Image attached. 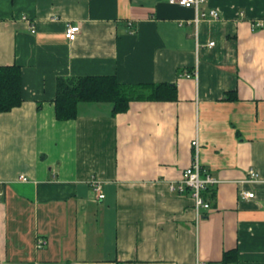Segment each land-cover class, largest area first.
Returning a JSON list of instances; mask_svg holds the SVG:
<instances>
[{"label":"crops","instance_id":"crops-1","mask_svg":"<svg viewBox=\"0 0 264 264\" xmlns=\"http://www.w3.org/2000/svg\"><path fill=\"white\" fill-rule=\"evenodd\" d=\"M256 22L264 0H202L197 9L0 0V67H19L22 92L0 112V264H264ZM69 24L80 28L72 42ZM95 76L174 85L175 96L131 101L114 115L109 103H79L74 119L58 120L57 80ZM194 138L203 175L217 180L199 213L189 188L175 190ZM250 169L258 180L245 182ZM40 239L47 244L37 248Z\"/></svg>","mask_w":264,"mask_h":264},{"label":"trees","instance_id":"trees-1","mask_svg":"<svg viewBox=\"0 0 264 264\" xmlns=\"http://www.w3.org/2000/svg\"><path fill=\"white\" fill-rule=\"evenodd\" d=\"M21 93L19 67H0V112L18 106L22 100ZM174 96V85H124L113 76L60 78L54 99L55 116L58 120L74 119L79 103H109L114 115L127 111L131 101L170 100ZM234 255L235 251L225 252L223 261L232 259Z\"/></svg>","mask_w":264,"mask_h":264},{"label":"built area","instance_id":"built-area-1","mask_svg":"<svg viewBox=\"0 0 264 264\" xmlns=\"http://www.w3.org/2000/svg\"><path fill=\"white\" fill-rule=\"evenodd\" d=\"M201 1L202 0H168L170 4L178 5L184 8H194V9L198 8V5ZM209 14L214 18H218V12L215 10H211ZM256 27L260 28V30L264 32V23L261 22L253 23L252 28L254 29ZM33 31L34 30H32V32ZM79 31L80 28L78 25H72V24L67 25L65 29L66 39L70 42L74 41ZM211 45H213V42L209 43V46ZM185 76L189 77L190 75H185ZM191 145L194 149L193 161L187 168H185L182 171L181 183L175 188V190L181 193L185 190L186 187L189 188L191 191V195L194 199L195 209L199 213L200 208H204L205 210H208L210 208V204L204 199L203 193L205 190H207L209 186L217 184V180L209 175H205V174L203 175L202 173L203 171L198 159L199 144L196 138H194L191 141ZM21 180H25V178L21 177ZM257 180H258V174L253 169H250L248 171L247 179H245V182H254ZM94 189L97 192L98 199L103 198V195L100 194L101 190L98 184L95 185ZM240 197L241 199L253 198L254 193L241 191ZM46 244L47 242L45 240L40 239L37 242L36 246L37 248H42Z\"/></svg>","mask_w":264,"mask_h":264}]
</instances>
